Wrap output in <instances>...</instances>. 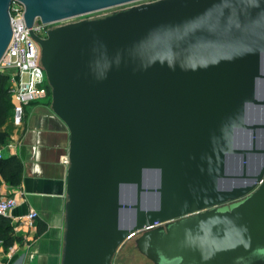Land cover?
<instances>
[{
	"label": "water",
	"instance_id": "95a60500",
	"mask_svg": "<svg viewBox=\"0 0 264 264\" xmlns=\"http://www.w3.org/2000/svg\"><path fill=\"white\" fill-rule=\"evenodd\" d=\"M14 1L29 29L143 0ZM30 36L68 134L59 264H111L135 234L151 264H264V0H156Z\"/></svg>",
	"mask_w": 264,
	"mask_h": 264
},
{
	"label": "crops",
	"instance_id": "0c3cea01",
	"mask_svg": "<svg viewBox=\"0 0 264 264\" xmlns=\"http://www.w3.org/2000/svg\"><path fill=\"white\" fill-rule=\"evenodd\" d=\"M23 112L20 126L14 127L10 121L2 127L8 136L4 146L9 148L1 151V157L16 158L21 176L18 186L0 180L3 193L16 200L6 217L13 235L20 238L5 250L0 246V264H59L68 134L47 101L31 103ZM257 120L256 112L246 116L249 124ZM28 208L37 213L30 226L18 219ZM111 264L151 263L135 249H126L118 251Z\"/></svg>",
	"mask_w": 264,
	"mask_h": 264
},
{
	"label": "built area",
	"instance_id": "2783aa9c",
	"mask_svg": "<svg viewBox=\"0 0 264 264\" xmlns=\"http://www.w3.org/2000/svg\"><path fill=\"white\" fill-rule=\"evenodd\" d=\"M8 14L11 35L6 50L0 58V74L8 76L12 108L11 123L14 127H18L22 123L24 107L31 103L46 102L50 96H48L49 88L39 63L40 49L30 33L43 40L46 32L57 24L44 25L35 19L31 28L27 29L22 18L23 8L14 0L11 1ZM5 148L9 147L0 148V158L1 151ZM64 163L66 165L67 161L65 160ZM16 204L13 196L10 193L4 194L0 185V215L7 216ZM36 216V211L28 208L27 212L18 219L30 226Z\"/></svg>",
	"mask_w": 264,
	"mask_h": 264
},
{
	"label": "trees",
	"instance_id": "16d2710c",
	"mask_svg": "<svg viewBox=\"0 0 264 264\" xmlns=\"http://www.w3.org/2000/svg\"><path fill=\"white\" fill-rule=\"evenodd\" d=\"M9 83L6 74H0V148L5 145L7 134L2 131V127L11 121V102L9 97ZM49 96V93H48ZM50 99L48 97L47 105ZM21 176V166L14 157L0 158V180L7 186H18ZM20 238L13 235L10 221L6 216L0 215V246L5 250L13 242L19 241Z\"/></svg>",
	"mask_w": 264,
	"mask_h": 264
},
{
	"label": "rangeland",
	"instance_id": "374dc122",
	"mask_svg": "<svg viewBox=\"0 0 264 264\" xmlns=\"http://www.w3.org/2000/svg\"><path fill=\"white\" fill-rule=\"evenodd\" d=\"M156 0H143V1H139V2H136V3H132V4H127V5H124V6H120V7H116V8H112V9H108V10H104V11H99V12H96V13H92V14H89V15H86V16H82L80 18H75V19H72V20H68V21H64V22H60V23H57L56 26H61V25H65V24H68V23H73V22H77V21H80V20H93V19H98V18H102V17H105V16H108L110 15L111 13H114V12H117V11H121V10H124V9H127L131 6H136V5H140V4H146V3H150V2H154ZM49 99H50V96H49ZM250 114V113H248ZM137 236V234L127 238L116 250L115 254H117L118 251H124L126 249H135L134 248V245H133V240L134 238ZM115 254L113 255V257L115 256ZM112 257V259H113Z\"/></svg>",
	"mask_w": 264,
	"mask_h": 264
}]
</instances>
